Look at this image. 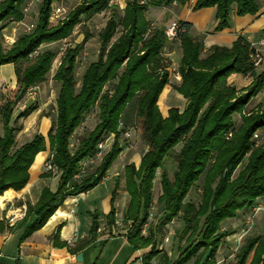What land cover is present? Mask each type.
Instances as JSON below:
<instances>
[{
    "label": "trees",
    "instance_id": "16d2710c",
    "mask_svg": "<svg viewBox=\"0 0 264 264\" xmlns=\"http://www.w3.org/2000/svg\"><path fill=\"white\" fill-rule=\"evenodd\" d=\"M26 1H0V68L12 65L16 79L15 89L7 91L0 107V197L8 190L19 192L25 188L36 155L46 150L52 170L41 177L58 175L59 179L55 192L45 187L34 205H26L23 223L32 216L35 220L21 240L40 230L68 198L86 194L103 182L122 152L119 138L134 118L142 122L148 150L138 167L133 163L124 166V191L129 204L122 223L127 226L128 243L135 251L149 248L141 264H218L217 254L231 235L222 229L224 223L254 211L264 201V108L257 105L247 110L264 91V67L257 71L250 58L254 48L238 36L231 47L205 49L202 38L191 36L192 25L186 22H177L176 36L169 40L164 27L147 20L150 8H167L174 3L181 7L189 0H129L121 14L112 0H80L55 25L50 19L53 5L59 0H40L33 29L6 47L2 30L6 23L24 20ZM193 1L194 12L215 8V32L229 28L232 13L237 17L254 16L263 8L261 0ZM103 13H109V18L98 34V56L84 70L78 92L77 58L89 40L88 31L82 44L65 50L52 76L59 91L50 131L46 137L35 134L18 145L16 135L22 126L17 123L37 107L13 119L14 106L27 96L29 88L41 87L47 81L56 58L51 50L39 52L41 47L70 38L77 26ZM261 34L264 36V28ZM174 41L180 50L178 85L170 81L171 60L166 56ZM232 75L248 77L251 82L239 90L229 83ZM166 86H171L186 103L183 110L171 107L164 117L158 103ZM86 114L93 115L95 127L79 140L73 152L69 140ZM107 135L113 136L109 151L93 173L80 176L82 163L96 157ZM171 158L176 162L173 179L164 170ZM159 170L161 195L157 203L163 206V214L160 222L151 226L147 221ZM201 178V201L195 207L185 199ZM118 189L116 181L105 217L109 227L116 225ZM177 218L182 221V230L176 256L172 257L158 249L155 239ZM91 219L90 236L95 237L98 214H91ZM5 229L1 221L0 233ZM60 230L58 226L51 240L55 246L67 247L58 240ZM239 247L234 264H264V231L246 238Z\"/></svg>",
    "mask_w": 264,
    "mask_h": 264
},
{
    "label": "crops",
    "instance_id": "0c3cea01",
    "mask_svg": "<svg viewBox=\"0 0 264 264\" xmlns=\"http://www.w3.org/2000/svg\"><path fill=\"white\" fill-rule=\"evenodd\" d=\"M261 2L263 8L257 15L237 17L232 13L229 28L220 32H215L217 24L215 8H206L194 12L192 10L193 0H189L186 5L181 7L174 3L167 8H150L146 17L154 26L164 27L167 22L191 24V36L195 39L202 38L205 49L212 46L231 47L238 36H243L251 46H260L258 49L261 50L264 49V36L261 34V30L264 28V0ZM125 6L126 3L124 2V5L119 7L123 10ZM172 54L170 51H166V56L169 59H171ZM0 72V93L4 94L8 90L13 91L16 87L13 66L4 65L0 68ZM173 78L175 80L172 84L178 85L180 77L177 71ZM228 79L229 83L239 90L251 82L250 78L241 75H232ZM40 89L41 87L38 91ZM162 96L165 98L164 108L166 111L165 113L161 111L164 117L167 116V111L171 107H181V110L185 107V100L171 86L165 87ZM48 121L50 122V119L45 118V116L42 117L41 128L46 132ZM27 127H23L21 132H25ZM35 134L46 137L44 132L37 131ZM49 155L48 150L36 155L29 169V181L24 189L19 192L12 190L5 192L12 193V197L8 200L5 199L2 205L0 204V222H4L6 226V229L0 233V264H141V257L149 251V248L135 251L128 243L127 226L122 222L125 208L129 204V197L124 191V178L116 179L115 175L111 173L88 193L68 198L40 230L34 231L31 236L21 240L27 227L35 220L32 216L28 222L23 223L26 205H34L43 188L47 187L52 192H55L57 188L58 175L47 179L41 177L44 173L42 169H44L45 161ZM39 156H41V160L35 166ZM116 167V163H114L109 171H114ZM116 181H119V189L114 204L116 225L109 227L105 217L109 212V202ZM98 204L101 208L97 207ZM93 213L99 216V228L95 237L90 236L91 214ZM58 226H61L58 240L60 243H66L67 247L55 246L51 240ZM223 252L225 250H219L216 257L217 261L219 254ZM229 253L230 250L226 251L225 255L227 256ZM77 254L82 255L81 261L77 262Z\"/></svg>",
    "mask_w": 264,
    "mask_h": 264
},
{
    "label": "rangeland",
    "instance_id": "374dc122",
    "mask_svg": "<svg viewBox=\"0 0 264 264\" xmlns=\"http://www.w3.org/2000/svg\"><path fill=\"white\" fill-rule=\"evenodd\" d=\"M1 1V0H0ZM129 0H112L111 4L114 7H117L119 10V13L121 14L122 10L120 9V5H124V2L127 3ZM80 0H59V2L54 3L53 9L59 10L60 13L58 16H52L50 19V22L52 25H55L59 20L63 19L67 14H69V11L72 10L76 5H78ZM40 6V0H27L25 3V8L27 10V13L23 11L24 14V20L22 22H9L6 23L2 34L4 36V45L6 47L9 46V44H6L5 38H10L13 41H16L18 37L22 34H26L27 32L30 33L31 29H33L36 20H37V12L38 8ZM109 18V13H103L100 15L95 16L90 22L88 23H82L81 25L77 26L70 38H67L65 40H62L60 42H56L54 44L50 45H44L41 47L39 52L45 51V50H51L56 54V58L52 64V69L48 75L47 81L41 85L40 91L37 92V94L34 96V98L29 99L27 96H25L24 99H22L18 104L14 106V116L13 119L16 118V116L21 113L22 111L36 106L37 111L30 114V116L25 120L18 121V125L23 127L28 126L25 132H19L16 135V141L18 145H21L26 140L32 138L35 133L38 132H44L46 135L51 129V120H54L56 117V99L58 96L59 91V85H57L53 80L52 76L54 75L55 71L57 70L58 66L60 65L61 59L63 58L65 54V50L67 48H74L77 45L82 44L84 41V36L86 34V31H88L89 40L86 41V43L83 45L82 50L77 58V69H76V92L79 90L80 86V80L82 77V74L84 70L92 63L95 62L98 56L100 43L98 40V34L100 30L105 26V23L107 19ZM175 23V22H173ZM172 22H167L166 26H164L165 29L169 28L171 26ZM30 31H29V30ZM254 50H258L263 58V64L260 65L257 68V71H261L264 67V49L259 50L260 46H252ZM169 51L173 53L170 56L171 60V66L169 68V73L171 75V83L173 80V75L176 74V68L178 66V60H179V44L178 42L174 41L169 46ZM2 72V70H1ZM0 72V73H1ZM245 83V81H243ZM242 88V87H241ZM8 92L6 91L4 94L0 93V107L5 102L4 100L7 99L5 95H7ZM9 97H12V94H9ZM8 97V98H9ZM164 96L160 97L159 100V107L160 110L165 113L166 109L164 108ZM180 106L179 104H176ZM257 105H261L264 108V91L260 93L256 98H254L250 104L247 107V110L253 109L254 107H257ZM179 109H182L181 107H178ZM50 119V122L48 121V129L47 132L42 127V117ZM236 122H239L238 117H236ZM96 124V121L93 118V115L86 114L84 121L80 125V127L76 130L75 134L71 138L70 141V150L74 152V149L77 147L79 140L84 137L87 133L92 131L94 129V125ZM2 135V124L0 120V136ZM120 139V146L122 148V152H120L119 158L116 160V169L114 171H109V173L115 175L116 179H120L124 176V170L123 166L129 165L130 163L135 164V166H139V162L145 151L148 150L147 142L144 138V130L142 126V122L140 120H136L133 118V121L131 122V126L123 131V134L121 135ZM113 142V136L107 135L103 138L101 141L100 146L98 147V150H100V156L88 159L81 165L80 170V176H83L88 173H93L96 169L97 165L99 164L100 159L106 154ZM101 148V149H99ZM179 150V147H176L174 150L175 153H177ZM50 155L47 157L43 172H46L47 169V161L49 159ZM121 165H120V164ZM119 164V165H118ZM176 162L173 158L168 159L165 162L164 170L167 172L170 179H173V174L176 171ZM162 174V170H159L157 172L156 179L154 181V189L153 193V205L149 211V219H148V225L155 226L158 224L161 220V216L163 214V206L159 205L157 203V199L159 195H161V188H160V177ZM202 185H203V178H201L196 185L192 188L190 193L185 199V202L193 204L195 207H197L201 201V191H202ZM98 208H101V206L98 204ZM258 207L260 208L259 211H252L248 212L246 214L240 215L238 218L232 221H228L224 223L223 230L229 232L231 235L224 241L221 250H225L222 254H219L218 256V264H234V257L236 253L239 250V246L242 245L243 241L250 237V236H260L263 234L264 231V201H260L258 203ZM148 226L144 229V235L147 236L148 234ZM182 230V221H180L179 218L175 219L171 224L165 226L162 229L161 235H156V244L158 246V249H162L164 252H166L169 255H172V257H175L176 248L179 245V233ZM230 250V253L226 256V251ZM158 262V259L155 261V263Z\"/></svg>",
    "mask_w": 264,
    "mask_h": 264
},
{
    "label": "built area",
    "instance_id": "2783aa9c",
    "mask_svg": "<svg viewBox=\"0 0 264 264\" xmlns=\"http://www.w3.org/2000/svg\"><path fill=\"white\" fill-rule=\"evenodd\" d=\"M24 12L27 13L26 8L24 9ZM59 13H60L59 10H54V9H53V10H52V15H51V17H52V16H53V17H54V16H58ZM178 28H179V26H178V23H177V22L172 23L171 26H170L169 28H167L166 31H165V34H166V36H167V39L172 40V38H175V36H176V32H177ZM28 30H29V29H28ZM29 31H30V30H29ZM5 39H6V44H9V45L14 44V42H15V41H13V40L10 39V38H5ZM250 58H251L252 63L254 64V66H255L256 68H258V67H259L260 65H262V63H263V58H262V56H261V54H260V52H259L258 50H255L254 53L250 55ZM38 90H39V87H34V88H31V89L29 88V90H28V92H27V97H28L29 99L34 98V96L36 95V93L38 92ZM99 146H100V145H99ZM99 149H101V148H99ZM96 154H97L96 157L100 156V150H99V152L96 153ZM46 166H47V169H48V170H52V167H51L49 164H47ZM259 210H260L259 207H257V208L254 209V211H259ZM22 216H23V214L21 215V217H22Z\"/></svg>",
    "mask_w": 264,
    "mask_h": 264
},
{
    "label": "bare ground",
    "instance_id": "6f19581e",
    "mask_svg": "<svg viewBox=\"0 0 264 264\" xmlns=\"http://www.w3.org/2000/svg\"><path fill=\"white\" fill-rule=\"evenodd\" d=\"M40 160H41V156H39V157L37 158V162H36L35 166L38 164V162H39ZM11 197H12V193H5L4 195H2V196L0 197V204L2 205L3 202L5 201V199L8 200V199L11 198Z\"/></svg>",
    "mask_w": 264,
    "mask_h": 264
},
{
    "label": "water",
    "instance_id": "95a60500",
    "mask_svg": "<svg viewBox=\"0 0 264 264\" xmlns=\"http://www.w3.org/2000/svg\"><path fill=\"white\" fill-rule=\"evenodd\" d=\"M76 259H77V262H78V261H81V260H82V255H81V254H79V255L77 254Z\"/></svg>",
    "mask_w": 264,
    "mask_h": 264
}]
</instances>
